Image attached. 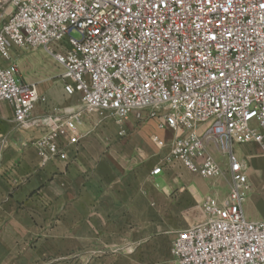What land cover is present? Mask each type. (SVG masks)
Returning a JSON list of instances; mask_svg holds the SVG:
<instances>
[{
	"label": "built area",
	"instance_id": "built-area-1",
	"mask_svg": "<svg viewBox=\"0 0 264 264\" xmlns=\"http://www.w3.org/2000/svg\"><path fill=\"white\" fill-rule=\"evenodd\" d=\"M0 24V103L19 129L36 128L43 163L67 159L76 122L95 112L121 124L155 119L173 132L172 159L204 178L223 175L210 147L226 155L229 189L206 196L204 219L172 242L176 264H264V220L243 212L250 185L234 146L264 155V0H8ZM42 48L75 105L52 107L18 77L14 50ZM160 167L152 169V174Z\"/></svg>",
	"mask_w": 264,
	"mask_h": 264
},
{
	"label": "crops",
	"instance_id": "crops-1",
	"mask_svg": "<svg viewBox=\"0 0 264 264\" xmlns=\"http://www.w3.org/2000/svg\"><path fill=\"white\" fill-rule=\"evenodd\" d=\"M44 53L38 49L31 60L50 73L53 59ZM61 92L66 100L43 93L48 102L33 114L77 103ZM76 132L66 160L43 163L33 145L42 131L17 128L10 105L0 103V264H176L174 238L204 219L206 196L227 194L228 173L223 190L220 178L172 159L173 132L155 119L131 114L117 124L84 112ZM210 151L219 162L218 149ZM234 153L250 185L244 215L263 221L264 155L256 143L235 145Z\"/></svg>",
	"mask_w": 264,
	"mask_h": 264
},
{
	"label": "rangeland",
	"instance_id": "rangeland-1",
	"mask_svg": "<svg viewBox=\"0 0 264 264\" xmlns=\"http://www.w3.org/2000/svg\"><path fill=\"white\" fill-rule=\"evenodd\" d=\"M9 6L8 2L4 3L2 0H0V24H2L4 17L8 14ZM40 48L36 49H22L18 50L15 53L14 56V63L18 67V77L20 80H23L25 82L29 83H35L36 86L39 88V90L43 93H45L49 98L52 100L53 98L59 99V101L66 100L67 98L62 94V81L59 77V68L52 60V58L45 52L44 55L46 58H50L52 60L50 64L51 72H41V70L37 69L34 66L33 61L31 60V57L33 54ZM42 49V48H41ZM46 65L49 64V61H44ZM41 75V80H37V78ZM219 151V150H218ZM219 163L223 169V175L216 176L220 178L221 180V188L224 190L226 189V180H228L227 176H224L226 174V155L221 153L219 151ZM199 222V221H198Z\"/></svg>",
	"mask_w": 264,
	"mask_h": 264
}]
</instances>
